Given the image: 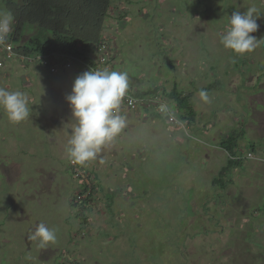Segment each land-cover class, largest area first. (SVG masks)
Listing matches in <instances>:
<instances>
[{"label":"rangeland","instance_id":"obj_1","mask_svg":"<svg viewBox=\"0 0 264 264\" xmlns=\"http://www.w3.org/2000/svg\"><path fill=\"white\" fill-rule=\"evenodd\" d=\"M199 1L115 0L103 32L108 70L127 71L130 90L192 92V126L177 122L166 97L177 123L127 111L125 127L100 154L104 163L98 158L74 174L57 154L71 123L62 85L50 113L56 143L45 123H12L0 108V264H264V45L237 56L221 43L228 17L250 7L261 15L250 35L264 39V0H201L202 17ZM36 33L26 25L23 42ZM30 68L34 110L52 80L70 93L74 79ZM32 75L24 72L23 81ZM214 80L220 89L208 103L191 83ZM231 128L244 131L239 145H254L257 158L234 170L222 191L211 180L226 164L219 144ZM81 182L95 186L87 206L74 203ZM41 222L58 238L44 249L27 239Z\"/></svg>","mask_w":264,"mask_h":264},{"label":"trees","instance_id":"obj_2","mask_svg":"<svg viewBox=\"0 0 264 264\" xmlns=\"http://www.w3.org/2000/svg\"><path fill=\"white\" fill-rule=\"evenodd\" d=\"M115 0H0L6 12L14 16L13 36L17 51L23 55H42V56H59V58L71 59L74 61V67L81 65L84 70H89L95 66V58L103 44H107L103 37L106 20ZM113 3V4H112ZM203 3L199 1L200 16L208 14V9H202ZM225 7V4H223ZM26 25L35 27L38 33L30 36L26 41L22 40V33ZM62 62L58 61V65ZM237 65L238 63H234ZM73 67V66H72ZM194 92L200 93L201 90L208 94L220 89V81L214 80L201 88H196L194 83ZM127 94L131 95L139 102V109L143 116L157 118L160 121H166L165 118L158 114L156 109L157 103L151 106H145L147 100L164 101L168 99L169 103L174 106V112L177 122L192 126L197 111L192 103V92L186 93L184 89H179L175 85L170 93L154 88L148 91L130 90ZM161 103V102H160ZM172 110L171 107H169ZM167 112L169 115L173 114ZM163 121V122H164ZM165 124V122H164ZM166 125V124H165ZM244 131L231 128V132L220 141L219 147L227 153L226 164L221 167L216 177L211 180V186L225 191L227 186L232 184L231 174L236 169H242L244 161L237 154L238 143L243 137ZM251 149H254L252 146ZM72 173L79 170L81 165L71 166ZM82 181V178L79 177ZM80 183L76 192L74 203H77L78 196L83 195L86 186ZM99 185V184H98ZM89 197L83 201L89 204V198L95 191L92 186ZM72 202V201H71ZM76 207L77 204L71 203ZM206 210L205 207H203ZM85 211L84 208H79ZM58 264H68L65 262Z\"/></svg>","mask_w":264,"mask_h":264},{"label":"clouds","instance_id":"obj_3","mask_svg":"<svg viewBox=\"0 0 264 264\" xmlns=\"http://www.w3.org/2000/svg\"><path fill=\"white\" fill-rule=\"evenodd\" d=\"M260 16L256 7H250L243 13L233 11L228 17L229 27L221 37L223 47L240 56L264 45V39L258 40L256 36L250 35L259 29L257 19ZM13 23L14 16L10 12H0V46H8ZM108 66L103 70L89 69L77 75L72 82L70 93L65 97L71 111V123H66L69 127L66 129L68 139L64 146V155L74 166L85 165L98 158L100 163H104L100 154L125 127V118L119 114V109L129 89V76L127 71L108 70ZM199 96L203 101L211 102L206 91L201 90ZM0 108L12 123H19L29 118L28 100L22 91H9L0 87ZM161 109L163 112L171 111L167 104L161 105ZM244 146L248 149L254 147L249 144ZM255 149L256 147L251 150ZM251 150L242 154L238 148L237 154L241 155L239 157L244 163L248 158L254 160L257 158ZM75 172L79 173V170ZM94 183L96 184L97 181L94 180ZM82 186H86V190L83 195L78 196L77 203L83 202L92 192V186L86 184ZM93 194L94 192L91 195ZM84 204L87 206V203ZM27 239L37 242V247L44 249L49 244L57 243V230L41 222ZM74 261L69 260L67 263L76 264Z\"/></svg>","mask_w":264,"mask_h":264},{"label":"crops","instance_id":"obj_4","mask_svg":"<svg viewBox=\"0 0 264 264\" xmlns=\"http://www.w3.org/2000/svg\"><path fill=\"white\" fill-rule=\"evenodd\" d=\"M113 14L114 13H112V15ZM111 40H112L111 41L112 44H114V30H113V35H111ZM112 51L114 52V48H113ZM74 65H73V67L70 70H67V71L60 70L56 74H49V75H52V76L55 77V76H58V75H62L63 76L65 74L66 75L65 81L66 80L67 81L73 80V79L76 78L77 75H79V74H81V73H83L85 71L84 68L81 65L75 66V67H74ZM17 66L18 65H11L7 69H5V71H1L0 72V87L6 88L9 91H17V90L18 91H22L25 94V96H26V98L28 100V104H29V108H30L29 118L24 120V121H22V124H24L26 121H31V122H34V124L36 126H39V124L42 126V123H45L46 126L45 125L44 126L49 128V129H51V135H50L48 140H51V142H50L51 144L52 143H56L52 139L54 137V134H53L54 132L53 131H55V130H53L52 127L50 126V125H53V123H52L53 120H51V116L52 115L50 113L51 112H55L56 107H57L56 106V96H57V94H59L58 86L62 85L59 88H62L64 90L63 96L68 95L69 92L65 91V89L63 87L64 83H62L60 80H52L51 83L46 85L48 87L47 90H49V94L47 95L46 100L44 99L43 102H38V100H37V104L40 103V106L42 108L39 111H36L33 108H31V105H34L36 103V101H34V98L36 96L33 94L34 90H33V82H32V80H33V75L32 74H33L34 70H31V68H27V69L23 70V73L21 72L22 74L19 73V72H14L13 71L15 73V75H14L15 78L19 77V79H22V81H20L21 84L20 85H16L12 81V75L11 74L13 73L12 70H15V68ZM109 70H114V65L113 64L110 66ZM2 72H4V73H2ZM24 72L25 73H29L30 75H32L29 78V80H24L23 81ZM40 76H41V73L39 74V77ZM8 77H9V79H8ZM56 82H59L60 84H58ZM27 92L30 93L29 96L26 95ZM2 112H4V111L1 108V113ZM36 115L38 116V118L40 120L39 123L36 122ZM143 124L145 125V123H143ZM131 127H133V126H131ZM60 140H59V142H60ZM59 142H57V145H56L57 149L59 147V152L57 154L59 156H65L64 155V146H65L67 140L64 139L63 141H61V143H59ZM57 149H56V151H57ZM249 150H251V149H248V147H246V146H244V147L239 146V151L242 154H246L247 152H249ZM251 151L254 153V156H255L256 153L253 150H251Z\"/></svg>","mask_w":264,"mask_h":264},{"label":"built area","instance_id":"obj_5","mask_svg":"<svg viewBox=\"0 0 264 264\" xmlns=\"http://www.w3.org/2000/svg\"><path fill=\"white\" fill-rule=\"evenodd\" d=\"M110 46L108 44H103L99 53L95 58V66L90 68L93 70H103L107 68L108 61L111 58L112 54H109ZM111 51V50H110ZM58 61L62 63L58 65ZM10 64L18 65L20 67H28L32 65L38 66L40 69L45 70L48 74H55L60 70H69L74 65V61L71 59L59 58V56H42V55H23L17 51V47L14 43L13 31L11 32L8 39V46H0V72L7 69ZM161 102V103H160ZM156 104V109L158 114L164 116L166 121L170 124L177 123L173 116L169 115L167 112H163L161 105H164L161 100L152 101L147 100L144 105L151 106ZM139 102L133 98L131 95L126 94L123 98L119 114L123 115L125 112L138 111Z\"/></svg>","mask_w":264,"mask_h":264}]
</instances>
